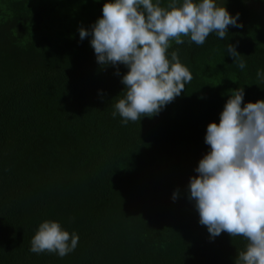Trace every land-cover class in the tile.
Segmentation results:
<instances>
[{"label": "trees", "instance_id": "obj_1", "mask_svg": "<svg viewBox=\"0 0 264 264\" xmlns=\"http://www.w3.org/2000/svg\"><path fill=\"white\" fill-rule=\"evenodd\" d=\"M106 2L0 0V264H237L250 241L210 238L187 186L229 97L244 88L241 108L264 100V0H214L243 24L224 39H170L166 56L174 63L176 52L191 81L158 114L127 124L115 105L129 69L102 67L91 37H79ZM152 2L170 10L172 0ZM44 221L70 240L75 232L76 249L31 252Z\"/></svg>", "mask_w": 264, "mask_h": 264}, {"label": "clouds", "instance_id": "obj_2", "mask_svg": "<svg viewBox=\"0 0 264 264\" xmlns=\"http://www.w3.org/2000/svg\"><path fill=\"white\" fill-rule=\"evenodd\" d=\"M167 8L152 0H107L101 18L89 28H78L81 41L91 37L99 65L116 67V75H120V64L129 69L121 79L125 98L115 105L125 124L142 114H158L191 81V72L176 52L170 64L166 56L170 39L182 44L180 37L190 35L191 41L202 45L212 32L224 39L229 25L243 27L238 23L239 13L231 16L214 0H184L179 7L172 0ZM227 52L241 70L246 67L244 61L235 59L240 55L236 46L229 44ZM257 76L264 78V73L258 70ZM244 95V88L234 92L219 124L207 126L204 142L210 151L196 167L198 175L189 179L188 199L195 201L199 222L207 226L210 238L227 232L250 241L237 264H264V100L241 108ZM178 195L179 189L174 190L173 201ZM69 240L68 231L58 222L44 221L30 251L63 258L76 249L79 237L73 232Z\"/></svg>", "mask_w": 264, "mask_h": 264}]
</instances>
